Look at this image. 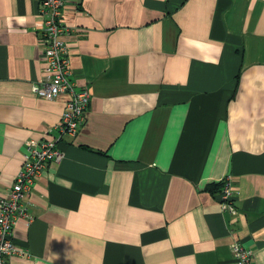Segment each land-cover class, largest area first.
I'll list each match as a JSON object with an SVG mask.
<instances>
[{
  "label": "crops",
  "instance_id": "obj_1",
  "mask_svg": "<svg viewBox=\"0 0 264 264\" xmlns=\"http://www.w3.org/2000/svg\"><path fill=\"white\" fill-rule=\"evenodd\" d=\"M39 0H0V195L66 95L45 74ZM90 103L26 195L12 264H264V0H66ZM228 177L237 212L222 209Z\"/></svg>",
  "mask_w": 264,
  "mask_h": 264
},
{
  "label": "built area",
  "instance_id": "obj_2",
  "mask_svg": "<svg viewBox=\"0 0 264 264\" xmlns=\"http://www.w3.org/2000/svg\"><path fill=\"white\" fill-rule=\"evenodd\" d=\"M66 0H39L38 15L41 18L40 46L45 74L33 85V93L46 99L66 95L65 105L59 120L48 127L42 136L29 138L25 143L22 163L7 191L0 195V264H12V255L27 256L28 251L13 240L14 227L19 218L28 222L33 215L28 210L26 195L40 177L48 163L60 161L64 154L57 143L62 137H73L85 120L90 103V92L86 86L78 87L72 79L70 54L64 38L67 27L63 20ZM222 209L234 215L231 183L224 178L219 193ZM238 264H256L253 250L235 240L231 244Z\"/></svg>",
  "mask_w": 264,
  "mask_h": 264
},
{
  "label": "trees",
  "instance_id": "obj_3",
  "mask_svg": "<svg viewBox=\"0 0 264 264\" xmlns=\"http://www.w3.org/2000/svg\"><path fill=\"white\" fill-rule=\"evenodd\" d=\"M221 185H222V182H221V184H218V186L216 187L217 188L216 196L218 197V199H219V193H220Z\"/></svg>",
  "mask_w": 264,
  "mask_h": 264
}]
</instances>
